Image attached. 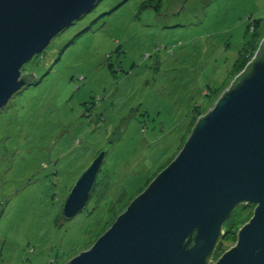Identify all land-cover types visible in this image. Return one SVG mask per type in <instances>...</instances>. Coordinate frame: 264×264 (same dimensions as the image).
I'll return each mask as SVG.
<instances>
[{
    "label": "rangeland",
    "instance_id": "1",
    "mask_svg": "<svg viewBox=\"0 0 264 264\" xmlns=\"http://www.w3.org/2000/svg\"><path fill=\"white\" fill-rule=\"evenodd\" d=\"M263 38L264 0H99L55 35L21 68L32 84L0 109V264H64L89 249ZM105 146L84 209L65 220L71 187ZM245 206L211 262L252 217Z\"/></svg>",
    "mask_w": 264,
    "mask_h": 264
},
{
    "label": "water",
    "instance_id": "2",
    "mask_svg": "<svg viewBox=\"0 0 264 264\" xmlns=\"http://www.w3.org/2000/svg\"><path fill=\"white\" fill-rule=\"evenodd\" d=\"M97 1L0 0V109L35 77L22 66ZM106 154L105 146L77 177L65 220L84 209ZM239 205L254 206L252 217L211 262ZM64 264H264V56L198 117L176 157L110 228Z\"/></svg>",
    "mask_w": 264,
    "mask_h": 264
},
{
    "label": "trees",
    "instance_id": "3",
    "mask_svg": "<svg viewBox=\"0 0 264 264\" xmlns=\"http://www.w3.org/2000/svg\"><path fill=\"white\" fill-rule=\"evenodd\" d=\"M262 56H264V38L260 41V43L258 44V47H257V49H256V51H255V54H254V58L253 59H255V58H260V57H262ZM252 59V60H253ZM252 60L250 61V62H248V63H246L245 64V66H244V69H243V71L232 81V83H231V85L229 86V87H231V86H234L235 84H236V82L238 81V79L247 71V70H249V68H250V66H251V62H252ZM239 61L235 64V67L234 68H236L237 66H239ZM32 84V77H30L29 78V83L27 84V85H31ZM250 208V206H245V212L248 210ZM221 240H222V238H221ZM221 240L219 241V244L216 246V248H215V250H214V252L218 249V247L220 246V243H221ZM210 259H212V257L210 258ZM209 259V260H210Z\"/></svg>",
    "mask_w": 264,
    "mask_h": 264
}]
</instances>
